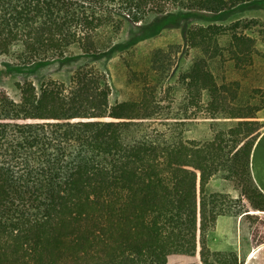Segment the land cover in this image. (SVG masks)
<instances>
[{"label": "trees", "instance_id": "16d2710c", "mask_svg": "<svg viewBox=\"0 0 264 264\" xmlns=\"http://www.w3.org/2000/svg\"><path fill=\"white\" fill-rule=\"evenodd\" d=\"M259 1L188 0L186 11L164 17V0H0V56L29 66L67 59L72 48L93 55L103 28L116 34L158 18V34L181 17ZM240 25L189 26L196 57L177 83L166 87L172 61L156 50L150 74L130 79L136 97L115 106L93 68L69 82L18 85V99L0 88V264H244L246 256L207 244L220 217L251 218L207 192L224 170L254 185L264 90L244 96L242 82L225 75L229 65L247 72L257 51L236 33ZM208 112L236 122L232 147L221 132L203 142L184 137ZM249 200L264 211L256 187Z\"/></svg>", "mask_w": 264, "mask_h": 264}, {"label": "rangeland", "instance_id": "374dc122", "mask_svg": "<svg viewBox=\"0 0 264 264\" xmlns=\"http://www.w3.org/2000/svg\"><path fill=\"white\" fill-rule=\"evenodd\" d=\"M164 1L166 10L164 17L175 16L185 10L184 5H188V0ZM238 23L241 25L236 33L239 36L253 38V48H257V51L253 54L251 62L245 64L248 67L247 72L234 71L233 66L229 65L230 68L227 67L225 75L230 80H240L243 95L246 96L254 89L264 90L263 1L238 6L220 14L199 12L181 17L174 24L170 23L164 27L158 34L154 28L161 24L158 18L145 24L128 22L116 34L111 28H103L93 36L96 44L93 55H87L79 48H72L67 54V59L29 66L20 65L13 55L0 56V88L6 89L12 98L18 99V85L24 83L40 85L48 79L69 82L78 70L93 68L106 76L111 87L110 104L115 106L136 97L137 90L130 84V79L134 73L150 74L151 58L156 50L162 49L167 52L172 61L173 67L165 82L166 87L177 83L196 57V52L186 40V30L189 26L231 27ZM175 94L177 97L181 95L179 91ZM256 119L257 129H264V109L257 113ZM236 126L234 120L223 115L213 116L208 112L187 125L184 137L203 142L212 140L221 132L228 140L226 143L231 142L228 146H231L236 141L234 133H231ZM242 142V137H237V147ZM254 189V185L247 177H230L225 170L210 181L207 187L208 194L219 195L225 208L238 212L246 207L250 213L254 212L251 218L245 217L242 220L233 215L220 217L207 238V244L212 251H234L243 257L247 256L252 247L264 241V212L252 209V200H249L252 199ZM240 222L241 231L238 228Z\"/></svg>", "mask_w": 264, "mask_h": 264}, {"label": "crops", "instance_id": "0c3cea01", "mask_svg": "<svg viewBox=\"0 0 264 264\" xmlns=\"http://www.w3.org/2000/svg\"><path fill=\"white\" fill-rule=\"evenodd\" d=\"M250 174L254 186L264 195V131L251 152ZM252 213L254 212H249V214L253 215ZM240 219L242 220L241 217ZM238 228L241 231V222ZM245 264H264V243L257 244L256 247L251 248L245 258Z\"/></svg>", "mask_w": 264, "mask_h": 264}]
</instances>
